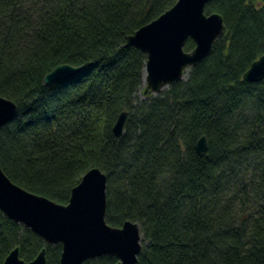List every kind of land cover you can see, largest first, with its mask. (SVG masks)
Returning a JSON list of instances; mask_svg holds the SVG:
<instances>
[{"label": "trees", "instance_id": "1", "mask_svg": "<svg viewBox=\"0 0 264 264\" xmlns=\"http://www.w3.org/2000/svg\"><path fill=\"white\" fill-rule=\"evenodd\" d=\"M176 2L0 0V97L17 107L0 130V168L60 205L99 169L105 222L139 225L136 264H264V78L243 80L264 55V1L209 2L204 13L225 27L209 55L183 81L140 98L146 57L126 39ZM193 48L188 40L183 50ZM61 65L83 69L44 85ZM15 249L25 263L44 250L46 264H59L62 252L0 211V264Z\"/></svg>", "mask_w": 264, "mask_h": 264}, {"label": "water", "instance_id": "2", "mask_svg": "<svg viewBox=\"0 0 264 264\" xmlns=\"http://www.w3.org/2000/svg\"><path fill=\"white\" fill-rule=\"evenodd\" d=\"M212 0H177L157 19L138 29L126 39L146 57L143 71L144 94L156 96L173 84L183 81L186 72L198 65L210 53L213 44L225 30L218 14H205ZM264 1V0H261ZM191 40L194 48L185 52ZM83 67L61 65L45 75L46 86L75 77ZM264 78V55L254 61L243 75L250 83ZM16 105L0 97V130L11 122ZM126 113H122L112 130L115 138L123 134ZM202 156L207 141L201 137L195 146ZM0 211L9 220L38 235L45 244H60L59 264H83L102 256H114L117 264H136L141 251L139 225L130 221L120 228L105 222L106 176L99 169L89 170L71 191L66 205L57 204L12 183L0 168ZM3 264H46L44 250L31 262L19 258L18 250L9 253Z\"/></svg>", "mask_w": 264, "mask_h": 264}, {"label": "rangeland", "instance_id": "3", "mask_svg": "<svg viewBox=\"0 0 264 264\" xmlns=\"http://www.w3.org/2000/svg\"><path fill=\"white\" fill-rule=\"evenodd\" d=\"M187 73V72H186ZM184 79H186V74H185V76H184ZM145 84H143V86L141 87V89H140V91H139V93H138V96L140 97V98H142V97H144L143 96V92H144V90H145Z\"/></svg>", "mask_w": 264, "mask_h": 264}]
</instances>
